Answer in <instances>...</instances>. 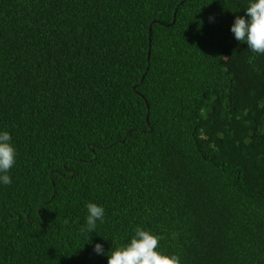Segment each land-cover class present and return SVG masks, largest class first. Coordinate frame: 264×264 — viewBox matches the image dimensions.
<instances>
[{"label":"trees","instance_id":"1","mask_svg":"<svg viewBox=\"0 0 264 264\" xmlns=\"http://www.w3.org/2000/svg\"><path fill=\"white\" fill-rule=\"evenodd\" d=\"M249 2L0 0V264H107L137 227L180 264H264V54L230 30Z\"/></svg>","mask_w":264,"mask_h":264},{"label":"clouds","instance_id":"2","mask_svg":"<svg viewBox=\"0 0 264 264\" xmlns=\"http://www.w3.org/2000/svg\"><path fill=\"white\" fill-rule=\"evenodd\" d=\"M237 41L246 43L254 54H264V0H250L244 15H237L230 28ZM254 56L249 58L251 63ZM8 131H0V183L10 185L7 174L16 163V149ZM86 224L81 231H94L97 221H103L104 208L93 202L86 205ZM106 239V238H105ZM161 237L149 230L137 227L130 241L109 251L107 264H180V258L159 251ZM97 254H104L103 245L96 243Z\"/></svg>","mask_w":264,"mask_h":264},{"label":"water","instance_id":"3","mask_svg":"<svg viewBox=\"0 0 264 264\" xmlns=\"http://www.w3.org/2000/svg\"><path fill=\"white\" fill-rule=\"evenodd\" d=\"M175 15V11H174V13H173V16ZM149 31H150V27H149ZM142 78H143V76H142ZM142 78H141V80H142ZM146 118H147V115H146Z\"/></svg>","mask_w":264,"mask_h":264}]
</instances>
